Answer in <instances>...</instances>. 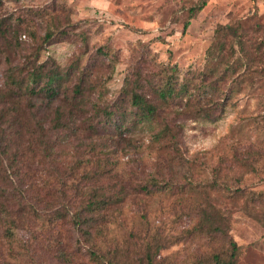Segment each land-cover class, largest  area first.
<instances>
[{
	"label": "rangeland",
	"instance_id": "obj_1",
	"mask_svg": "<svg viewBox=\"0 0 264 264\" xmlns=\"http://www.w3.org/2000/svg\"><path fill=\"white\" fill-rule=\"evenodd\" d=\"M199 1L0 0V84L65 78L57 98L16 99L32 124L1 171L0 264H215L230 240L235 264H264V0H208L190 19ZM126 79L158 107L151 124L131 122ZM167 81L195 96L163 100ZM95 195L123 196L103 238L72 224ZM205 209L225 235L198 233Z\"/></svg>",
	"mask_w": 264,
	"mask_h": 264
},
{
	"label": "trees",
	"instance_id": "obj_2",
	"mask_svg": "<svg viewBox=\"0 0 264 264\" xmlns=\"http://www.w3.org/2000/svg\"><path fill=\"white\" fill-rule=\"evenodd\" d=\"M208 0H200L197 6L191 8V16L190 19L195 16L200 10H202ZM190 19L185 22V29L190 25ZM219 31V28H218ZM52 34L48 33L47 37H51ZM176 68V67H173ZM206 78V75H204ZM63 74L59 70H54L49 73L43 72H35L28 71L27 75L22 77L16 75V70L8 71L7 80L4 83L5 85L0 84V218L3 216V211L5 210V204L2 202L1 196L5 195V189L2 186V182L5 179H9V176L4 177L1 174L2 170H5V164L8 160H13L16 157L18 150H13L14 147L19 149L21 140V136L24 135L25 131L23 129H28L32 124L26 120L20 118L22 113L20 112L17 104L19 103L16 99L21 98L24 94L31 97L42 96V92L45 91L47 95L50 96L51 99L57 98L61 93L59 90L60 83L64 80ZM42 80H45V84L43 86H39L38 83ZM131 79H126L123 90L125 95H130L131 104L136 109L131 118V122H133L134 126H137L140 123H152L156 120L158 115V107L152 103L147 96L137 90H129V86L131 85ZM177 83H173L167 81L165 85L159 88L156 92L163 100H169L170 97H180V98H191L195 96L190 92V83L185 82L180 85L179 88L176 87ZM77 92L81 93L80 89L77 88ZM79 95L75 97L78 99ZM218 108L215 107H203L201 108L202 115L206 118H210L213 120H217L219 115H216V111ZM59 114L56 120H54V125L58 129H64L69 127V123H65L63 121V110H58ZM110 116L114 113L113 110L108 109L107 112ZM26 121V122H25ZM126 122L123 121L120 127L125 126ZM166 129H161L159 131L160 134L165 133ZM162 132V133H161ZM158 133V134H159ZM35 134V132H34ZM36 136V135H35ZM34 136V137H35ZM3 166V167H1ZM106 173L105 170H100L98 175L102 176ZM141 189L146 193L152 192L153 189L146 185L140 186ZM164 188L171 189V186L168 187H156L155 190H163ZM113 194V193H112ZM123 199L121 195H95L91 200H89L88 204L84 207L83 211L77 212L72 216V224L76 226L79 231H81L84 235H91V229L95 228L96 232L99 234L101 238H103L106 234V222L109 220V211L110 208L118 204ZM6 214L8 212L6 211ZM8 216V215H5ZM62 218H65L63 214H61ZM56 220V219H55ZM196 230L201 235L210 236L214 238L216 236L225 235L226 231L223 227V219L215 216L213 213H210L205 209L203 216L196 226ZM231 246V254L228 258H223L220 254L214 255L215 264H235L236 257L238 255V245L233 240L229 241ZM160 248V246H159ZM90 254L94 260L97 262H102L103 257L96 249H92ZM149 258L151 255H148Z\"/></svg>",
	"mask_w": 264,
	"mask_h": 264
}]
</instances>
